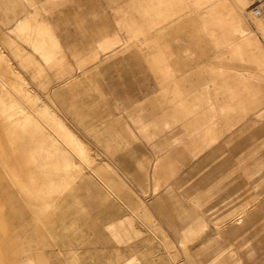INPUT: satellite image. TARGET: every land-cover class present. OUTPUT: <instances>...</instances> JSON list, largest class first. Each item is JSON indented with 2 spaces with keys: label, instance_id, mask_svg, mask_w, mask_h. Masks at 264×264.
<instances>
[{
  "label": "rangeland",
  "instance_id": "rangeland-1",
  "mask_svg": "<svg viewBox=\"0 0 264 264\" xmlns=\"http://www.w3.org/2000/svg\"><path fill=\"white\" fill-rule=\"evenodd\" d=\"M132 1L0 0L1 176L35 214L58 201L39 203L50 176L75 179L91 193L79 212L114 220L101 242L71 205L54 228L28 215L42 230L30 244L77 248L50 264H120L130 249L131 264H264V1L254 15L253 0H143L167 10L143 30ZM19 18L47 30L51 60ZM54 146L73 160L63 173L45 163L64 159Z\"/></svg>",
  "mask_w": 264,
  "mask_h": 264
},
{
  "label": "crops",
  "instance_id": "crops-1",
  "mask_svg": "<svg viewBox=\"0 0 264 264\" xmlns=\"http://www.w3.org/2000/svg\"><path fill=\"white\" fill-rule=\"evenodd\" d=\"M161 1L165 3V0H161ZM152 4L153 3L145 4L143 0H133L131 2L130 6L132 7V9H134V12L138 14V18L132 20V22L134 21L133 22L134 28H140V30L148 29L150 27L151 22H153L151 20L152 18H150L151 15H155V14L160 15L167 11L166 8H163V6L157 7L156 9H151L150 5ZM168 14H171V12H169ZM17 21H18L17 26H16L17 30L21 31L22 33L24 32L28 36V38L31 41H33V44L36 46L37 50L44 53L47 60H51L53 58L54 51L49 50L47 47L48 46V40L46 37L48 36L47 30L45 28L39 27L36 33L35 28L32 26L28 18H19L17 19ZM109 44H110V41H106L102 43L101 46L108 48L111 46ZM24 60L29 62L30 58L25 56ZM159 60L162 61V58L161 59L159 58ZM156 68L161 69L162 67L161 65H159ZM169 117H171L172 119L179 118L178 112H175V113L170 112L169 115L163 116L165 120L163 121V125L160 127L162 130L166 128L167 126L172 125L173 121L168 120ZM69 138H70V141L76 140L75 136L73 135H70ZM54 148L57 149V152L63 154L62 158L64 159L60 161L57 155V158L55 160H52L50 162H45V163L47 166H50L51 168H54V165H53L54 163H56L57 168H59L61 165L62 173H63V168L65 167V165L68 168L69 162L73 160L71 158V155L68 154V152H65L64 150H62L60 147H57V146H54ZM47 156L48 155L46 154L43 156L37 155V158L41 159L42 157H47ZM56 172H59V169H57ZM49 178H50V183L49 184L47 183L48 190L44 191V199H39L40 200L39 203L42 202L44 204H47V203L49 204L50 203L49 201L52 200L50 203L52 206L54 200H58V201L54 204L53 208L50 209V211L49 210L45 211L42 208L41 210H39L38 213L35 214V213L28 211V209L25 206L26 204L24 203L22 198L19 199L16 197V192L12 191V189L8 186L9 184H7L5 178L2 177L0 174V179L9 188V190L6 193V197L8 199V204H9L8 205L9 206L8 215H6V213L3 212V207L0 204V232L3 235V238L0 240V252H1L0 254L2 257L1 264H24L25 261L33 262V264H50V259H54L55 263H57L60 260V257L62 256L65 257L67 255L70 256L72 259L73 258L78 259L77 248L76 249L73 248L72 243L66 244L65 242H63V244L61 245L60 243L55 242V243L50 244L49 246H51L52 250L49 251L48 258L46 256V254L48 255V253H45L44 251L42 252L41 250H38V249L35 250L33 248V245L30 243H32L36 238L39 237V234H41L42 230L39 231V227H36L33 224L34 222L33 219L27 220L29 216H32V217L39 216L40 218L42 216L43 217L42 227L46 229L45 224L49 223L48 225L54 228V225H55L54 221H55L56 216L59 215V218L61 219L62 223H64L66 215L68 214L69 210L73 208L75 213L79 214L78 220L82 221L84 227L86 228L89 227L93 229L96 237H98L99 241L101 242L104 241V235H103L104 230L111 229L114 226V220L112 219L113 217H110L109 215L107 216L106 221L101 223V222H97L96 220L92 219L89 213L83 212V211L82 213L79 212V205H83L84 204L83 202H87L91 198V193L89 192L88 188L86 187L84 183H83L84 185L82 186L81 184L75 185L76 183H74L75 181L74 179V181L70 184L68 177L66 181H64V178L60 180L59 178L56 179L54 176H50ZM69 185L73 186L71 187L69 193H70V197H72L74 201L73 202L71 201V203L66 205L65 200H59V198L61 197V192L64 189L69 188ZM100 193L102 194L101 191ZM70 205H71V208H70ZM38 208H40V206ZM164 212H169V211L165 209ZM179 212L183 215H186V217L182 219L183 222L189 220L190 213L188 214L183 209H179ZM4 215H6L5 218H3ZM189 221L195 222L196 225L202 224L203 222L202 219H200L199 217L193 218V220L190 219ZM23 222L24 224L23 226H21ZM2 223L3 225L1 226ZM23 232H29V238L27 240V243L30 244L29 248L17 247L18 246L17 243L21 239V235ZM42 243L45 245L48 244V242H45L44 240L42 241ZM27 249L31 251L30 257H29V253H28V256L25 253ZM22 253H25L24 255L25 258L26 256L28 258L25 259L24 256H21ZM135 253L136 252L130 249L129 251L126 252V254H122L123 261H121L120 264H131L133 262H136L137 258H136ZM179 264H182V263H179Z\"/></svg>",
  "mask_w": 264,
  "mask_h": 264
},
{
  "label": "built area",
  "instance_id": "built-area-1",
  "mask_svg": "<svg viewBox=\"0 0 264 264\" xmlns=\"http://www.w3.org/2000/svg\"><path fill=\"white\" fill-rule=\"evenodd\" d=\"M263 1L264 0H254V4L251 8L254 15H260L262 13V8H261L262 4L261 3Z\"/></svg>",
  "mask_w": 264,
  "mask_h": 264
},
{
  "label": "bare ground",
  "instance_id": "bare-ground-1",
  "mask_svg": "<svg viewBox=\"0 0 264 264\" xmlns=\"http://www.w3.org/2000/svg\"><path fill=\"white\" fill-rule=\"evenodd\" d=\"M253 4H254V0H253Z\"/></svg>",
  "mask_w": 264,
  "mask_h": 264
}]
</instances>
